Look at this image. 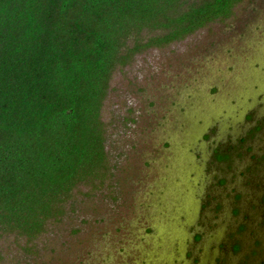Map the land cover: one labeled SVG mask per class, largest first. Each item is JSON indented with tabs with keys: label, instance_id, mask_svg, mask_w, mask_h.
<instances>
[{
	"label": "rangeland",
	"instance_id": "obj_1",
	"mask_svg": "<svg viewBox=\"0 0 264 264\" xmlns=\"http://www.w3.org/2000/svg\"><path fill=\"white\" fill-rule=\"evenodd\" d=\"M101 118L106 178L38 237L2 234L0 264H264V0L133 54Z\"/></svg>",
	"mask_w": 264,
	"mask_h": 264
},
{
	"label": "trees",
	"instance_id": "obj_2",
	"mask_svg": "<svg viewBox=\"0 0 264 264\" xmlns=\"http://www.w3.org/2000/svg\"><path fill=\"white\" fill-rule=\"evenodd\" d=\"M241 1L0 0V236L38 237L78 185L106 178L101 113L117 67ZM142 31L155 33L141 43Z\"/></svg>",
	"mask_w": 264,
	"mask_h": 264
}]
</instances>
